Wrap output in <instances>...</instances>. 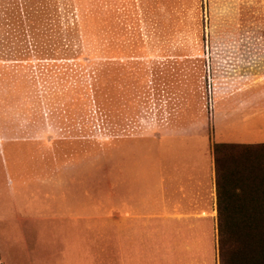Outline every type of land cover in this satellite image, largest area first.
Returning <instances> with one entry per match:
<instances>
[{"label":"rangeland","instance_id":"obj_1","mask_svg":"<svg viewBox=\"0 0 264 264\" xmlns=\"http://www.w3.org/2000/svg\"><path fill=\"white\" fill-rule=\"evenodd\" d=\"M250 37L264 0H0V264H219L215 221L167 220L133 169L205 70L208 115L220 71L264 72Z\"/></svg>","mask_w":264,"mask_h":264},{"label":"crops","instance_id":"obj_2","mask_svg":"<svg viewBox=\"0 0 264 264\" xmlns=\"http://www.w3.org/2000/svg\"><path fill=\"white\" fill-rule=\"evenodd\" d=\"M250 40L256 45L264 38ZM261 53H247L250 63L245 69L220 71L221 84L209 115L202 100L207 96L205 70L204 91L197 95L200 105L196 109L188 105L191 112L181 110L178 116L166 119L169 128L150 133L149 159H141V169L134 166L135 197L141 193L145 203H157L158 213L182 229L195 230L201 223L215 221L217 232L214 145L264 144Z\"/></svg>","mask_w":264,"mask_h":264},{"label":"trees","instance_id":"obj_3","mask_svg":"<svg viewBox=\"0 0 264 264\" xmlns=\"http://www.w3.org/2000/svg\"><path fill=\"white\" fill-rule=\"evenodd\" d=\"M213 153L219 264H264V144Z\"/></svg>","mask_w":264,"mask_h":264}]
</instances>
